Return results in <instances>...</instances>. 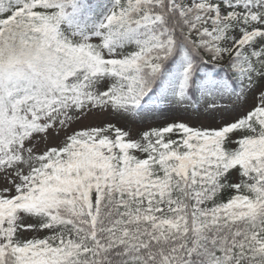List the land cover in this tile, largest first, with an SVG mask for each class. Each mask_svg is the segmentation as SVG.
Instances as JSON below:
<instances>
[{
	"label": "snow or ice",
	"instance_id": "6c2138e0",
	"mask_svg": "<svg viewBox=\"0 0 264 264\" xmlns=\"http://www.w3.org/2000/svg\"><path fill=\"white\" fill-rule=\"evenodd\" d=\"M0 264H264V0H0Z\"/></svg>",
	"mask_w": 264,
	"mask_h": 264
},
{
	"label": "rangeland",
	"instance_id": "374dc122",
	"mask_svg": "<svg viewBox=\"0 0 264 264\" xmlns=\"http://www.w3.org/2000/svg\"><path fill=\"white\" fill-rule=\"evenodd\" d=\"M202 111V110H201ZM175 116L177 117H181V118H186V119H192V122H196L197 119H199V117L197 116V114L195 112H191V113H183V112H176L174 113ZM99 118H108V117H99ZM92 119H97V117H93ZM205 123H208V121H204Z\"/></svg>",
	"mask_w": 264,
	"mask_h": 264
}]
</instances>
